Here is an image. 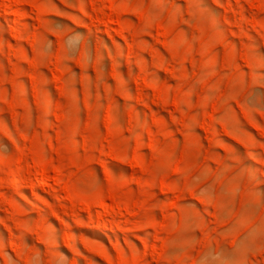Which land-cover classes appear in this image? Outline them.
<instances>
[{
	"label": "rangeland",
	"instance_id": "1",
	"mask_svg": "<svg viewBox=\"0 0 264 264\" xmlns=\"http://www.w3.org/2000/svg\"><path fill=\"white\" fill-rule=\"evenodd\" d=\"M0 264H264V0H0Z\"/></svg>",
	"mask_w": 264,
	"mask_h": 264
},
{
	"label": "bare ground",
	"instance_id": "2",
	"mask_svg": "<svg viewBox=\"0 0 264 264\" xmlns=\"http://www.w3.org/2000/svg\"><path fill=\"white\" fill-rule=\"evenodd\" d=\"M39 178V177H38ZM18 180V179H17ZM19 181V180H18ZM17 182V181H16ZM22 183V182H21ZM22 187V185H20ZM28 189V188H27ZM103 226V225H102ZM103 228V227H102Z\"/></svg>",
	"mask_w": 264,
	"mask_h": 264
}]
</instances>
